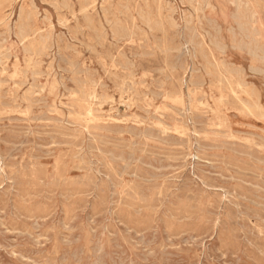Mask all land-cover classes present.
I'll use <instances>...</instances> for the list:
<instances>
[{"label":"rangeland","instance_id":"obj_1","mask_svg":"<svg viewBox=\"0 0 264 264\" xmlns=\"http://www.w3.org/2000/svg\"><path fill=\"white\" fill-rule=\"evenodd\" d=\"M30 1L0 0V264H264V0Z\"/></svg>","mask_w":264,"mask_h":264},{"label":"bare ground","instance_id":"obj_2","mask_svg":"<svg viewBox=\"0 0 264 264\" xmlns=\"http://www.w3.org/2000/svg\"><path fill=\"white\" fill-rule=\"evenodd\" d=\"M32 1V0H31ZM30 1V2H31ZM70 1V0H69ZM84 1V0H83ZM94 1V0H93ZM125 1V0H124ZM133 1V0H132ZM143 1V0H142ZM161 1V0H160ZM164 1V0H163ZM176 1V0H175ZM185 1V0H184ZM257 1V0H256ZM48 2H50V1H48ZM61 2V1H60ZM67 2V1H66ZM90 2V1H89ZM110 2V1H109ZM119 2V1H118ZM144 2V1H143ZM148 2V1H147ZM162 2V1H161ZM186 2V1H185ZM184 2V3H185ZM194 2V1H193ZM239 2H241V1H239ZM84 3V2H83ZM91 3H92V1H91ZM106 3V2H105ZM120 3V2H119ZM130 3V2H129ZM135 3V2H134ZM138 3V2H137ZM153 3H155V2H153ZM199 3H201V1L199 2ZM236 3H237V1H236ZM46 4V3H45ZM90 4V3H89ZM99 4V3H98ZM108 4V3H107ZM114 4H116V3H114ZM177 4V3H176ZM192 4H194V3H192ZM234 4V3H233ZM245 4V3H244ZM73 5V4H72ZM84 5V4H83ZM96 5V4H95ZM140 5V4H139ZM139 5H138V7H139ZM196 5V4H195ZM202 5V4H201ZM240 5H241V3H240ZM104 6V5H103ZM117 6V5H116ZM115 6V7H116ZM137 6V5H136ZM141 6V5H140ZM145 6V5H144ZM157 6V5H156ZM162 6H163V4H162ZM174 6V5H173ZM248 6V5H247ZM81 7H83V6H81ZM114 7V6H113ZM119 7V6H118ZM127 7H128V5H127ZM132 7V6H131ZM176 7V6H175ZM244 7V6H243ZM20 8V7H19ZM32 8V7H31ZM136 8V7H135ZM148 8V7H147ZM155 8H157V7H155ZM165 8V7H164ZM202 8V7H201ZM22 9V8H21ZM79 9V8H78ZM84 11H86L87 9H88V5L87 6H84L83 8H82ZM91 9V8H90ZM108 9V8H107ZM122 9V8H121ZM190 9V8H189ZM235 9H236V6H235ZM239 9V8H238ZM244 9H246V8H244ZM64 10V9H63ZM95 10V9H94ZM98 10V9H97ZM116 10H117V8H116ZM123 10V9H122ZM137 10V9H136ZM135 10V11H136ZM138 10H139V8H138ZM247 10H248V8H247ZM25 10H23V12H24ZM32 11V10H31ZM35 11V10H34ZM37 11L38 10H36V13H37ZM66 11V10H65ZM80 11H82V10H80ZM84 11H83V13H84ZM115 11V10H114ZM130 11V10H129ZM156 11V10H155ZM241 11V10H240ZM22 12V11H21ZM29 12V11H28ZM48 12V11H47ZM54 12H55V10H54ZM117 12V11H116ZM123 12V11H122ZM150 12V11H149ZM157 12V11H156ZM188 12V11H187ZM249 12H251V11H249ZM27 13V12H26ZM33 13V12H32ZM58 13H60L61 14V12H58ZM64 13V12H63ZM118 13V12H117ZM152 13V12H151ZM31 14V13H30ZM34 14V13H33ZM38 14V13H37ZM69 14V13H68ZM96 14V13H95ZM116 14V13H115ZM156 14V13H155ZM186 14V13H185ZM237 14V13H236ZM256 14V13H255ZM24 15V14H23ZM91 15V14H90ZM104 15H105V13H104ZM234 15V14H233ZM238 15H239V12H238ZM238 15H236V16H238ZM250 15V14H249ZM252 15V14H251ZM12 16V15H11ZM57 16V15H56ZM73 16V15H72ZM122 16V15H121ZM151 16V15H150ZM243 16V15H242ZM246 16V15H245ZM248 16V15H247ZM246 16V17H247ZM42 17V16H41ZM113 17V16H112ZM133 17V16H132ZM164 17V16H163ZM162 17V18H163ZM249 17H251V16H249ZM24 18V17H23ZM26 18V17H25ZM31 18V17H30ZM60 18V17H59ZM83 18V17H82ZM103 18V17H102ZM114 18V17H113ZM118 18V17H117ZM127 18V17H126ZM196 18V17H195ZM206 18V17H205ZM244 18V17H243ZM242 18V19H243ZM58 19V18H57ZM129 19V21H130V18H128ZM153 19V18H152ZM177 19V18H176ZM194 19V18H193ZM197 19V18H196ZM234 19H235V17H234ZM241 19V18H240ZM246 19H248V18H246ZM251 19V18H250ZM7 20V19H6ZM96 20V19H95ZM116 20V19H115ZM140 20V19H139ZM165 20V19H164ZM181 20V19H180ZM202 20V19H201ZM253 20H255L254 19V17H253ZM252 20V21H253ZM23 21H24V19H23ZM152 21V20H151ZM4 22V21H3ZM19 22V21H18ZM60 22V21H59ZM124 22V21H123ZM171 22V21H170ZM197 22V21H196ZM24 23V22H23ZM22 23V24H23ZM26 23H28V22H26ZM31 23H32V21H31ZM58 23V22H57ZM87 23V22H86ZM92 23V22H91ZM97 23V22H96ZM133 23H134V20H133ZM166 23V22H165ZM194 23V22H193ZM192 23V24H193ZM242 23H244V22H242ZM254 23V22H253ZM20 24V23H19ZM49 24H51V23H49ZM61 24V23H60ZM110 24V23H109ZM123 24V23H122ZM127 24V23H126ZM141 24V23H140ZM152 24V23H151ZM168 24V23H167ZM250 24V23H249ZM18 25V24H17ZM72 25V24H71ZM93 25V24H92ZM108 25V24H107ZM128 25V24H127ZM150 25V24H149ZM243 25V24H242ZM24 26V25H23ZM53 26V25H52ZM80 26V25H79ZM192 26V25H191ZM15 27V26H14ZM29 27V26H28ZM28 27H27V29H28ZM68 27V26H67ZM84 27V26H83ZM92 27V26H91ZM129 27V26H128ZM203 27V26H202ZM231 27V26H230ZM246 27V26H245ZM23 28H25V26L23 27ZM76 28V27H75ZM85 28H86V26H85ZM165 28V27H164ZM109 29V28H108ZM127 29H129V28H127ZM209 29V28H208ZM230 29V28H229ZM244 29V28H243ZM39 30V29H38ZM37 30V31H38ZM42 30V29H41ZM50 30V29H49ZM53 30V29H52ZM82 30H84V29H82ZM111 30V29H110ZM135 30V29H134ZM245 30V29H244ZM248 30V29H247ZM253 30H255V28L253 29ZM11 31V30H10ZM25 31H26V29H25ZM33 31V30H32ZM37 31H35V32H37ZM43 32H44V30H42ZM68 31V30H67ZM75 31V30H74ZM90 31V30H89ZM99 31V30H98ZM136 31V30H135ZM153 31V30H152ZM212 31V30H211ZM39 32V31H38ZM37 32V33H38ZM101 32H104V31H101ZM185 32V31H184ZM243 32V31H242ZM251 32H252V30H251ZM255 32V34H256V30L254 31ZM1 33V32H0ZM4 34H5V32H3ZM27 33V32H26ZM52 33V32H51ZM69 33V32H68ZM93 33V32H92ZM107 33V32H106ZM105 33V34H106ZM141 33V32H140ZM205 33V32H204ZM213 33V32H212ZM211 33V34H212ZM238 33V32H237ZM250 33V32H249ZM49 34V33H48ZM98 34V33H97ZM149 34H151V32L149 33ZM259 33H257L256 35H258ZM52 35V34H51ZM70 35V34H69ZM108 35V34H107ZM153 35V34H152ZM172 35V34H171ZM245 35V34H244ZM2 36V35H1ZM9 36V35H8ZM19 36V35H18ZM137 36V35H136ZM155 36V35H154ZM242 36V35H241ZM30 37H32V36H30ZM39 37V36H38ZM45 37V36H44ZM57 37V36H56ZM65 37V36H64ZM71 37V36H70ZM108 37V36H107ZM133 37V36H132ZM158 37V36H157ZM186 37V36H185ZM201 37V36H200ZM4 38V37H3ZM29 38V37H28ZM35 38V37H34ZM91 38V37H90ZM102 38V37H101ZM113 38H116V37H113ZM165 38V37H164ZM176 38V37H175ZM30 39V38H29ZM33 39V38H32ZM32 39H30V41L32 40ZM92 39V38H91ZM140 39H141V37H140ZM177 39V38H176ZM199 39V38H198ZM197 39V40H198ZM245 39V38H244ZM249 39V38H248ZM26 40V39H25ZM50 40V39H49ZM79 40V39H78ZM88 40V39H87ZM125 40V39H124ZM162 40V39H161ZM212 40V39H211ZM233 40V39H232ZM255 41H256V43H257V41L258 40H256V39H254ZM2 41V40H1ZM24 41V40H23ZM23 41H22V44H23ZM37 41V40H36ZM66 41V40H65ZM103 41V40H102ZM126 41V40H125ZM208 41V40H207ZM248 41V40H247ZM254 41V42H255ZM28 43H29V41H27ZM34 42V41H33ZM49 42V41H48ZM63 42H64V40H63ZM121 42V41H120ZM144 42V41H143ZM168 42V41H167ZM239 42V41H238ZM237 42V43H238ZM242 42V41H241ZM248 42H250V41H248ZM40 43V42H39ZM87 43V42H86ZM98 43V42H97ZM100 43V42H99ZM110 43V42H109ZM244 43V42H243ZM3 44V43H2ZM21 44V43H20ZM30 44V43H29ZM103 44V43H102ZM105 44V43H104ZM150 44V43H149ZM169 44V43H168ZM171 44V43H170ZM184 44V43H183ZM227 44V43H226ZM250 44H251V42H250ZM254 44V43H253ZM259 44V43H258ZM36 45V44H35ZM41 45H42V43H41ZM57 45H58V43H57ZM75 45V44H74ZM81 44H79V46H80ZM84 45V44H83ZM82 45V46H83ZM90 45V44H89ZM109 45V44H108ZM148 45V44H147ZM155 45V44H154ZM245 44H243V46H244ZM28 46V45H27ZM33 46V45H32ZM47 46V45H46ZM49 46V45H48ZM92 46V45H91ZM144 46V45H143ZM161 46H162V44H161ZM167 46V45H166ZM204 46V45H203ZM237 46V45H236ZM243 46H241V47H243ZM3 47V46H2ZM24 47V46H23ZM35 47V46H34ZM62 47V46H61ZM102 47V46H101ZM105 47V46H104ZM110 47V46H109ZM119 48H120V46H118ZM146 47V46H145ZM148 47V46H147ZM146 47V48H147ZM245 47V46H244ZM249 47H251V46H249ZM256 47H257V45H256ZM260 47V46H259ZM262 47V46H261ZM22 48V47H21ZM36 48H39V46L38 47H36ZM75 48V47H74ZM115 48V47H114ZM128 48V47H127ZM215 48V47H214ZM228 48V47H227ZM29 49H32V48H29ZM43 49V48H42ZM61 49V48H60ZM110 49V48H109ZM150 49V48H149ZM156 49V48H155ZM225 49V48H224ZM235 49H237V48H235ZM247 49V48H246ZM9 50V49H8ZM38 50V49H37ZM36 50V51H37ZM67 50V49H66ZM106 50V49H105ZM111 50V49H110ZM131 50V49H130ZM134 50V49H133ZM136 50V49H135ZM146 50V49H145ZM198 50V49H197ZM208 50H209V48H208ZM252 50V49H251ZM257 50V49H256ZM260 49L258 48V51H259ZM263 50V49H262ZM35 51V52H36ZM147 51V50H146ZM247 51V50H246ZM9 52V51H8ZM34 52V51H33ZM79 52V51H78ZM101 52V51H100ZM130 52H133V51H130ZM137 52V51H136ZM141 52V51H140ZM151 52V51H150ZM209 52V51H208ZM211 52V51H210ZM72 53V52H71ZM80 53V52H79ZM107 53V52H106ZM109 53V52H108ZM117 53V52H116ZM129 53V52H128ZM153 53V52H152ZM25 54V53H24ZM35 54V53H34ZM37 54V53H36ZM40 54H42V53H40ZM44 54V53H43ZM63 54V53H62ZM81 54V53H80ZM158 54H160V52L158 53ZM212 54V53H211ZM247 54V53H246ZM258 54V53H257ZM263 54V53H262ZM5 55V54H4ZM11 55V54H10ZM30 55H31V53H30ZM75 55V54H74ZM155 55H156V53H155ZM154 55V56H155ZM161 55V54H160ZM170 55V54H169ZM175 55V54H174ZM196 55V54H195ZM13 56V55H12ZM28 56H29V54H28ZM65 56V55H64ZM79 56V55H78ZM117 56V55H116ZM120 56V55H119ZM252 56V55H251ZM259 56V55H258ZM262 56V55H261ZM2 57V56H1ZM25 57V56H24ZM23 57V58H24ZM36 57V56H35ZM147 57V56H146ZM151 57V56H150ZM160 57V56H159ZM164 57V56H163ZM162 57V58H163ZM4 58H6V57H4ZM73 58V57H72ZM119 58V57H118ZM142 58V57H141ZM16 59V58H15ZM36 59V58H35ZM83 59V58H82ZM209 59V58H208ZM5 60V59H4ZM26 60V59H25ZM50 60V59H49ZM73 60V59H72ZM98 60V59H97ZM122 60V59H121ZM170 60V59H169ZM38 61V60H37ZM40 61V60H39ZM42 61V60H41ZM44 61V60H43ZM77 61H80V60H77ZM123 61V60H122ZM132 61V60H131ZM134 61V60H133ZM148 61V60H147ZM204 61V60H203ZM248 61V60H247ZM140 62V61H139ZM222 62V61H221ZM220 62V63H221ZM262 62V61H261ZM1 63H2V61H1ZM46 63V62H45ZM97 63H99V62H97ZM109 63V62H108ZM122 63V62H121ZM124 63V62H123ZM162 63V62H161ZM164 63V62H163ZM189 63V62H188ZM199 63H201V62H199ZM225 63V62H224ZM259 63V62H258ZM2 64H4V63H2ZM6 64V63H5ZM81 64V63H80ZM26 65H27V63H26ZM59 65V64H58ZM139 65V64H138ZM190 65V64H189ZM206 65V64H205ZM219 65V64H218ZM263 65V64H262ZM60 66V65H59ZM200 66V65H199ZM32 67V66H31ZM38 67V66H37ZM80 67V66H79ZM82 67V66H81ZM154 67V66H153ZM219 67V66H218ZM228 67V66H227ZM39 68V67H38ZM50 68V67H49ZM110 68H112V67H110ZM136 68V67H135ZM137 68H139V67H137ZM155 68V67H154ZM207 68V67H206ZM230 68H232V66L230 67ZM259 68V67H258ZM30 69V68H29ZM36 69V68H35ZM47 69V68H46ZM51 69V68H50ZM85 69V68H84ZM91 69V68H90ZM105 69V68H104ZM189 69V68H188ZM202 69V68H201ZM200 69V70H201ZM238 69V68H237ZM240 69V68H239ZM247 69V68H246ZM22 70V69H21ZM24 70V69H23ZM26 70V69H25ZM37 70V69H36ZM42 70V69H41ZM133 70V69H132ZM135 70V69H134ZM223 70V69H222ZM221 70V71H222ZM231 70V69H230ZM43 71V70H42ZM109 71V70H108ZM118 71V70H117ZM210 71H212V69L210 70ZM220 71V70H219ZM233 71V70H232ZM237 71V70H236ZM239 71V70H238ZM44 72V71H43ZM54 72V71H53ZM129 72V71H128ZM146 72H147V70H146ZM189 72V71H188ZM207 72H208V70H207ZM230 72V71H229ZM234 72H235V69H234ZM2 73V72H1ZM28 73V72H27ZM26 73V74H27ZM63 73V72H62ZM123 73V72H122ZM240 73V72H239ZM15 74V73H14ZM13 74V75H14ZM25 74V75H26ZM46 74V73H45ZM53 74V73H52ZM58 74V73H57ZM94 74V73H93ZM120 74V73H119ZM168 74V73H167ZM197 74V73H196ZM200 74V73H199ZM238 74V73H237ZM242 74H243V72H242ZM23 75V74H22ZM21 75V76H22ZM89 75H90V73H89ZM122 75V74H121ZM177 75V74H176ZM191 75H193V74H191ZM214 75V74H213ZM7 76V75H6ZM20 76V77H21ZM40 76V75H39ZM69 76H71V75H69ZM168 76V75H167ZM237 76V75H236ZM240 76V75H239ZM246 76V75H245ZM255 76V75H254ZM1 77V76H0ZM27 77V76H26ZM49 77V76H48ZM47 77V78H48ZM72 77V76H71ZM83 77V76H82ZM107 77V76H106ZM133 77H134V75H133ZM171 77V76H170ZM179 77V76H178ZM177 77V78H178ZM185 77V76H184ZM194 77V76H193ZM233 77V76H232ZM238 77V76H237ZM248 77V76H247ZM253 77V76H252ZM85 78V77H84ZM113 78V77H112ZM156 78V77H155ZM158 78V77H157ZM172 78H174V77H172ZM258 78V77H257ZM9 79V78H8ZM87 79V78H86ZM91 79V78H90ZM108 79H110V77H108ZM159 79V78H158ZM175 79V78H174ZM239 79H240V77H239ZM4 80H6V79H4ZM23 80V79H22ZM84 80V79H83ZM154 80V79H153ZM215 80V79H214ZM231 80V79H230ZM86 81V80H85ZM102 81V80H101ZM110 81H111V79H110ZM113 81V80H112ZM185 81V80H184ZM229 81V80H228ZM18 82V81H17ZM30 82V81H29ZM56 82H57V80H56ZM98 82V81H97ZM114 82V81H113ZM121 82V81H120ZM119 82V83H120ZM126 82V81H125ZM127 82H129V81H127ZM176 82V81H175ZM242 82V81H241ZM37 83V82H36ZM63 83V82H62ZM104 83V82H103ZM115 83V82H114ZM147 83V82H146ZM184 83V82H183ZM218 83V82H217ZM252 83V82H251ZM73 84V83H72ZM75 84V83H74ZM73 84V85H74ZM89 84V83H88ZM107 84V83H106ZM125 84V83H124ZM136 84H137V82H136ZM168 84V83H167ZM180 84V83H179ZM189 84V83H188ZM231 84V83H230ZM234 84V83H233ZM245 84V83H244ZM3 85V84H2ZM87 85V84H86ZM109 85V84H108ZM142 85V84H141ZM140 85V86H141ZM171 84H169V86H170ZM39 86V85H38ZM78 86V85H77ZM83 86V85H82ZM93 86V85H92ZM99 86V85H98ZM97 86V87H98ZM151 86V85H150ZM175 86V85H174ZM199 86V85H198ZM212 86V85H211ZM231 86H234V85H231ZM238 86V85H237ZM242 86V85H241ZM244 86V85H243ZM242 86V87H243ZM4 87V86H3ZM15 87V86H14ZM22 87V86H21ZM44 87V86H43ZM60 87V86H59ZM85 87V86H84ZM114 87V86H113ZM171 87V86H170ZM214 87V86H213ZM223 87H224V85H223ZM226 87V86H225ZM236 87V86H235ZM2 88V87H1ZM39 88V87H38ZM74 88V87H73ZM78 88V87H77ZM136 88V87H135ZM134 88V89H135ZM166 88V87H165ZM164 88V89H165ZM222 88V87H221ZM233 88V87H232ZM18 89V88H17ZM35 89V88H34ZM96 89V88H95ZM155 89V88H154ZM174 89H175V87H174ZM225 89V88H224ZM15 90V89H14ZM31 90V89H30ZM40 90V89H39ZM77 90V89H76ZM102 90V89H101ZM100 90V91H101ZM108 90H109V88H108ZM148 90V89H147ZM153 90V89H152ZM161 89H159V91H160ZM184 90H185V88H184ZM233 90V89H232ZM81 91V90H80ZM83 91V90H82ZM95 91V90H94ZM117 91V90H116ZM136 91V90H135ZM138 91V90H137ZM162 91V90H161ZM166 91V90H165ZM176 91H177V89H176ZM180 91V90H179ZM196 91V90H195ZM241 91V90H240ZM258 91H260L259 89H258ZM70 92V91H69ZM87 92V91H86ZM86 92H84V93H86ZM92 92V91H91ZM163 92V91H162ZM232 92V91H231ZM38 93V92H37ZM96 93H98V92H96ZM103 93V92H102ZM210 93V92H209ZM243 93V92H242ZM247 93V92H246ZM245 93V94H246ZM60 94V93H59ZM68 94V93H67ZM66 94V95H67ZM71 94V93H70ZM104 94V93H103ZM108 94V93H107ZM192 94V93H191ZM191 94H190V96H191ZM234 94V93H233ZM25 95V94H24ZM34 95V94H33ZM32 95V96H33ZM65 95V96H66ZM127 95V94H126ZM174 95V94H173ZM180 95H181V93H180ZM183 95V94H182ZM221 95V94H220ZM235 95V94H234ZM260 95V94H259ZM68 96V95H67ZM73 96V95H72ZM165 96V95H164ZM201 96V95H200ZM236 96V95H235ZM61 97H63V95L61 96ZM79 97H80V95H79ZM97 97V96H96ZM118 97V96H117ZM153 97V96H152ZM181 97H183V96H181ZM199 97V96H198ZM257 98H258V96H256ZM69 98V97H68ZM86 98V97H85ZM108 98H111V97H108ZM161 98H162V96H161ZM166 98V97H165ZM186 98V97H185ZM192 98V97H191ZM210 98V97H209ZM6 99V98H5ZM90 99H92V98H90ZM97 99V98H96ZM98 99H100V98H98ZM114 99V98H113ZM131 99V98H130ZM145 99V98H144ZM171 99V98H170ZM175 99V98H174ZM220 99H222V98H220ZM219 99V100H220ZM231 99H233V98H231ZM9 100V99H8ZM17 100V99H16ZM20 100V99H19ZM76 100V99H75ZM82 100V99H81ZM95 100V99H94ZM137 100V99H136ZM141 100V99H140ZM223 100V99H222ZM221 100V101H222ZM225 100V99H224ZM227 100V99H226ZM234 100V99H233ZM242 100V99H241ZM14 101V100H13ZM33 101V100H32ZM97 101V100H96ZM112 101V100H111ZM133 101V100H132ZM150 101V100H149ZM182 101V100H181ZM259 101V100H258ZM4 102V101H3ZM18 102V101H17ZM90 102V101H89ZM92 102H94V101H92ZM98 102V101H97ZM186 102V101H185ZM202 102V101H201ZM232 102V101H231ZM236 102V101H235ZM10 103V102H9ZM41 103V102H40ZM55 103V102H54ZM123 103H126V102H123ZM128 103V102H127ZM129 103H131V102H129ZM139 103V102H138ZM150 103V102H149ZM158 103H159V101H158ZM160 103H161V101H160ZM38 104V103H37ZM64 104V103H63ZM107 104V103H106ZM111 104V103H110ZM144 104V103H143ZM147 104V103H146ZM205 104V103H204ZM203 104V105H204ZM220 104H221V102H220ZM230 104V103H229ZM233 104V103H232ZM235 104V103H234ZM256 104V103H255ZM254 104V105H255ZM11 105H12V103H11ZM14 105V104H13ZM35 105V104H34ZM44 105H46V104H44ZM119 105V104H118ZM120 105H122V104H120ZM231 105V104H230ZM230 105H229V107H230ZM237 105V104H236ZM257 105V104H256ZM25 106V105H24ZM54 106V105H53ZM71 106H74V105H71ZM70 106V107H71ZM123 106V105H122ZM131 106V105H130ZM133 106V105H132ZM135 106V105H134ZM143 106H145V105H143ZM149 106V105H148ZM148 106H146L147 108H148ZM184 106V105H183ZM199 106H201V105H199ZM226 106V105H225ZM248 106V105H247ZM246 106V107H247ZM251 106V105H250ZM249 106V107H250ZM8 107V106H7ZM37 107V106H36ZM48 107V106H47ZM64 107V106H63ZM94 107V106H93ZM114 107V106H113ZM124 107H125V105H124ZM190 107V106H189ZM206 107V106H205ZM260 107V106H259ZM102 108V107H101ZM180 108V107H179ZM194 108V107H193ZM197 108V107H196ZM240 108V107H239ZM255 108V107H254ZM9 109V108H8ZM74 109V108H73ZM91 109V108H90ZM97 109H98V107H97ZM158 109V108H157ZM173 109V108H172ZM184 109V108H183ZM200 109V108H199ZM203 109V108H202ZM204 109H206V108H204ZM209 109V108H208ZM53 110V109H52ZM84 111H85V109H83ZM160 110H162V109H160ZM174 110V109H173ZM258 110V109H257ZM26 111V110H25ZM29 111V110H28ZM44 111V110H43ZM61 111V110H60ZM63 111V110H62ZM87 111V110H86ZM85 111V112H86ZM89 111V110H88ZM119 111V110H118ZM140 111V110H139ZM206 111V110H205ZM214 111V110H213ZM227 111V110H226ZM241 111V110H240ZM153 112H154V110H153ZM155 112H156V110H155ZM161 112V111H160ZM198 112V111H197ZM256 112V111H255ZM264 112V111H263ZM29 113V112H28ZM27 113V114H28ZM95 113V112H94ZM93 113V114H94ZM128 113V112H127ZM204 113V112H203ZM202 113V114H203ZM24 114V113H23ZM49 114V113H48ZM83 114V113H82ZM87 114V113H86ZM95 114H97V113H95ZM99 114V113H98ZM107 114H109V113H107ZM120 114V113H119ZM145 114V113H144ZM194 114V113H193ZM230 114H232V113H230ZM250 114V113H249ZM256 114H257V112H256ZM263 114V113H262ZM261 114V115H262ZM112 115H113V113H112ZM116 115V114H115ZM130 115H132V114H130ZM196 115V114H195ZM260 115V114H259ZM258 115V116H259ZM29 116V115H28ZM33 116V115H32ZM40 116V115H39ZM160 116V115H159ZM232 116V115H231ZM253 116V115H252ZM18 117V116H17ZM58 117V116H57ZM81 117V116H80ZM106 117V116H105ZM116 117V116H115ZM31 118V117H30ZM61 118V117H60ZM86 118V117H85ZM84 118V119H85ZM122 118V117H121ZM176 118V117H175ZM22 119H24V118H22ZM109 119H111V118H109ZM136 119V118H135ZM164 119H166V118H164ZM207 119V118H206ZM115 120V119H114ZM117 120V119H116ZM153 120V119H152ZM184 120V119H183ZM214 120V119H213ZM20 121V120H19ZM23 121V120H22ZM30 121V120H29ZM96 121V120H95ZM103 121V120H102ZM211 121V120H210ZM91 122H92V120H91ZM123 122H124V120H123ZM166 122V121H165ZM175 122V121H174ZM62 123H63V121H62ZM79 123V122H78ZM99 123V122H98ZM103 123V122H102ZM110 123V122H109ZM218 123V122H217ZM77 124V123H76ZM104 124V123H103ZM114 124V123H113ZM122 124V123H121ZM132 124V123H131ZM144 124V123H143ZM160 124H161V122H160ZM210 124V123H209ZM4 125V124H3ZM7 125V124H6ZM85 125V124H84ZM84 125H82V126H84ZM109 125V124H108ZM116 125V124H115ZM134 126H135V124H133ZM138 125H139V123H138ZM28 126H30V125H28ZM40 126V125H39ZM76 126V125H75ZM118 126H121V125H118ZM156 126V125H155ZM182 126H184V125H182ZM57 127V126H56ZM123 127H125L124 125H123ZM144 127V126H143ZM152 127H153V125H152ZM157 127V126H156ZM162 127V126H161ZM165 127V126H164ZM203 127H204V125H203ZM65 128V127H64ZM74 128V127H73ZM137 128H138V126H137ZM1 129V128H0ZM9 129V128H8ZM32 129V128H31ZM144 129V128H143ZM162 129V128H161ZM218 129V128H217ZM5 130V129H4ZM172 130V129H171ZM175 130H177V129H175ZM175 130H174V132H175ZM179 130V129H178ZM192 130V129H191ZM213 130V129H212ZM35 131V130H34ZM54 131V130H53ZM56 131V130H55ZM96 131V130H95ZM173 131V130H172ZM223 131V130H222ZM18 132V131H17ZM20 132V131H19ZM40 132V131H39ZM57 132H60V131H57ZM62 132V131H61ZM61 132H60V134H61ZM85 132V131H84ZM174 132H171V133H174ZM200 132V131H199ZM204 132V131H203ZM233 132V131H232ZM251 132V131H250ZM3 133V132H2ZM75 133V132H74ZM176 133V132H175ZM227 133V132H226ZM33 134V133H32ZM99 134V133H98ZM177 134H179V133H177ZM216 134H218V133H216ZM216 134H214V135H216ZM15 135V134H14ZM40 135V134H39ZM38 135V136H39ZM67 135H69V134H67ZM101 135V134H100ZM105 135V134H104ZM176 135V134H175ZM182 135H183V130H182ZM186 135V134H185ZM208 135H210V134H208ZM31 136V135H30ZM42 136V135H41ZM73 136H75V135H73ZM84 136V135H83ZM91 136V135H90ZM184 136V135H183ZM187 136V135H186ZM217 136H219V135H217ZM221 136V135H220ZM227 136V135H226ZM230 136H232V135H230ZM261 136V135H260ZM10 137V136H9ZM81 137V136H80ZM225 137V136H224ZM5 138V137H4ZM87 138V137H86ZM100 138V137H99ZM116 138V137H115ZM142 138V137H141ZM226 138V137H225ZM259 138V137H258ZM106 139V138H105ZM190 139V138H189ZM204 139V138H203ZM8 140H10V139H8ZM63 140V139H62ZM75 140V139H74ZM78 140V139H77ZM82 140V139H81ZM100 140V139H99ZM122 140H124V139H122ZM140 140V139H139ZM232 140H233V138H232ZM231 140V141H232ZM247 140H249V139H247ZM6 141V140H5ZM130 141V140H129ZM159 141V140H158ZM210 141H213V140H210ZM258 141V140H257ZM14 142V141H13ZM65 142V141H64ZM73 142V141H72ZM86 142V141H85ZM93 142V141H92ZM104 142V141H103ZM157 142V141H156ZM217 142H219V141H217ZM71 143V142H70ZM106 143V142H105ZM143 143V142H142ZM212 143V142H211ZM249 143V142H248ZM86 144V143H85ZM174 144V143H173ZM255 144V143H254ZM253 145V144H252ZM59 146V145H58ZM69 146V145H68ZM103 146V145H102ZM223 146H225V145H223ZM114 147V146H113ZM131 147V146H130ZM158 147V146H157ZM8 148V147H7ZM73 148V147H72ZM86 148V147H85ZM107 148V147H106ZM109 148V147H108ZM114 149V148H113ZM116 149V148H115ZM34 150V149H33ZM178 150V149H177ZM31 151V150H30ZM68 151V150H67ZM76 151V150H75ZM74 151V152H75ZM117 151V150H116ZM160 151H162V150H160ZM188 152V151H187ZM69 154H71V153H69ZM75 154V153H74ZM78 154V153H77ZM87 154V153H86ZM197 154V153H196ZM235 154V153H234ZM29 155V154H28ZM186 155V154H185ZM199 155V154H198ZM198 155H197V157H198ZM262 155V154H261ZM2 156V155H1ZM23 156V155H22ZM21 156V157H22ZM102 156H103V154H102ZM219 156V155H218ZM258 156H259V154H258ZM52 157V156H51ZM65 157V156H64ZM108 157V156H107ZM6 158V157H5ZM18 158V157H17ZM78 158V157H77ZM196 158V157H195ZM40 159V158H39ZM5 160V159H4ZM8 160V159H7ZM6 160V161H7ZM37 160V159H36ZM81 160V159H80ZM232 160V159H231ZM236 160V159H235ZM28 161H29V159H28ZM34 161V160H33ZM87 161V160H86ZM21 162V161H20ZM108 162V161H107ZM248 162V161H247ZM113 163V162H112ZM188 163V162H187ZM202 163V162H201ZM219 163H221V162H219ZM7 164V163H6ZM12 164V163H11ZM23 164V163H22ZM21 164V165H22ZM27 164H29V163H27ZM36 164V163H35ZM99 164V163H98ZM44 165H47V164H44ZM136 165V164H135ZM134 165V166H135ZM138 165V164H137ZM157 165V164H156ZM256 165V164H255ZM12 166V165H11ZM63 166V165H62ZM100 166V165H99ZM111 166V165H110ZM116 166V165H115ZM39 167V166H38ZM41 167V166H40ZM77 167V166H76ZM79 167V166H78ZM94 167V166H93ZM107 167V166H106ZM114 167V166H113ZM144 167V166H143ZM200 167V166H199ZM3 168V167H2ZM2 168H0L1 170H2ZM7 168V167H6ZM31 168H34V167H31ZM72 168V167H71ZM258 168V167H257ZM16 169V168H15ZM76 169V168H75ZM79 169V168H78ZM145 169V168H144ZM260 169H262V168H260ZM8 170V169H7ZM11 170V169H10ZM86 170V169H85ZM107 170V169H106ZM121 170V169H120ZM137 170V169H136ZM257 170V169H256ZM255 170V171H256ZM83 171V170H82ZM128 171H129V169H128ZM184 171V170H183ZM225 171H226V169H225ZM12 172V171H11ZM27 172V171H26ZM29 172V171H28ZM39 172V171H38ZM75 172V171H74ZM192 172V171H191ZM198 172V171H197ZM239 172V171H238ZM244 172V171H243ZM8 173V172H7ZM10 173V172H9ZM87 173H88V171H87ZM137 173V172H136ZM252 173V172H251ZM50 174V173H49ZM139 174V173H138ZM245 174V173H244ZM254 174H255V172H254ZM9 175V174H8ZM10 175H11V173H10ZM141 175V174H140ZM147 175V174H146ZM146 175H145V177H146ZM204 175V174H203ZM21 176V175H20ZM78 176V175H77ZM88 176V175H87ZM5 177V176H4ZM10 177V176H9ZM64 177V176H63ZM74 177V176H73ZM80 177V176H79ZM203 177V176H202ZM250 177V176H249ZM3 178V177H2ZM15 178V177H14ZM18 178H20L19 176H18ZM29 178V177H28ZM78 178V177H77ZM127 178V177H126ZM252 178V177H251ZM36 179V178H35ZM42 179V178H41ZM62 179V178H61ZM70 179H72V178H70ZM76 179V178H75ZM94 179V178H93ZM97 179V178H96ZM133 179V178H132ZM263 179V178H262ZM68 180V179H67ZM74 180V179H73ZM84 180V179H83ZM88 180H90V179H88ZM95 180V179H94ZM186 180V179H185ZM36 181H38V180H36ZM82 181V180H81ZM112 181H113V179H112ZM156 181V180H155ZM86 182H88V181H86ZM128 182V181H127ZM73 183V182H72ZM115 183V182H114ZM166 183V182H165ZM24 184V183H23ZM26 184V183H25ZM91 184V183H90ZM135 184V183H134ZM139 184V183H138ZM162 184H163V182H162ZM233 184V183H232ZM241 184V183H240ZM29 185V184H28ZM35 185V184H34ZM37 185H39V184H37ZM55 185V184H54ZM64 185V184H63ZM83 185V184H82ZM85 185V184H84ZM121 185V184H120ZM133 185V184H132ZM137 185V184H136ZM158 185V184H157ZM3 186V185H2ZM86 186V185H85ZM128 186V185H127ZM140 185H138V187H139ZM155 186V185H154ZM261 186V185H260ZM1 187V186H0ZM22 187V186H21ZM130 187V186H129ZM174 187H175V185H174ZM184 187V186H183ZM128 188V187H127ZM133 188V187H132ZM135 188V187H134ZM192 188V187H191ZM237 188V187H236ZM57 189V188H56ZM121 189V188H120ZM119 189V190H120ZM186 189V188H185ZM204 189H206V188H204ZM92 190V189H91ZM133 190V189H132ZM153 190V189H152ZM161 190H163V189H161ZM181 190H182V188H181ZM197 190V189H196ZM252 190V189H251ZM18 191V190H17ZM16 191V192H17ZM70 191V190H69ZM68 191V192H69ZM75 191V190H74ZM137 191V190H136ZM146 191V190H145ZM246 191V190H245ZM22 192V191H21ZM57 192V191H56ZM95 192V191H94ZM163 192V191H162ZM165 192V191H164ZM175 192V191H174ZM197 192V191H196ZM54 193V192H53ZM138 193V192H137ZM161 193V192H160ZM159 193V194H160ZM178 193V192H177ZM246 193V192H245ZM46 194V193H45ZM146 194H147V192H146ZM157 194H158V192H157ZM179 194V193H178ZM203 194V193H202ZM212 194V193H211ZM40 195V194H39ZM57 195V194H56ZM66 195V194H65ZM67 195H69V194H67ZM162 195V194H161ZM176 195V194H175ZM189 196H190V194H188ZM50 196V195H49ZM64 196V195H63ZM119 196V195H118ZM117 196V197H118ZM182 196H184L183 194H182ZM18 197V196H17ZM73 197V196H72ZM188 197V196H187ZM220 197V196H219ZM219 197H218V199H219ZM4 198V197H3ZM30 198H32V197H30ZM34 198H36V197H34ZM34 198H32V199H34ZM100 198V197H99ZM150 198V197H149ZM193 198V197H192ZM32 199H30V200H32ZM60 199V198H59ZM71 199V198H70ZM98 199V198H97ZM116 199V198H115ZM119 199V198H118ZM122 199V198H121ZM5 200H7V199H5ZM21 200V199H20ZM64 200V199H63ZM96 200V199H95ZM124 200V199H123ZM188 200V199H187ZM65 201V200H64ZM70 201V200H69ZM125 201H126V199H125ZM140 201V200H139ZM190 201V200H189ZM6 202V201H5ZM101 202H102V200H101ZM118 202V201H117ZM146 202V201H145ZM149 202V201H148ZM153 202V201H152ZM156 202V201H155ZM20 203H23V202H20ZM100 203V202H99ZM124 203V202H123ZM177 203V202H176ZM38 204V203H37ZM56 204V203H55ZM73 204V203H72ZM125 204V203H124ZM187 204H188V201H187ZM61 205H62V203H61ZM103 205V204H102ZM118 205V204H117ZM159 205H160V203H159ZM41 206V205H40ZM57 206V205H56ZM95 206V205H94ZM128 206V205H127ZM24 207V206H23ZM31 207V206H30ZM62 207V206H61ZM155 207H157V206H155ZM17 208V207H16ZM38 208V207H37ZM133 208V207H132ZM144 208V207H143ZM146 208V207H145ZM197 208V207H196ZM198 208H199V205H198ZM206 208V207H205ZM204 208V209H205ZM117 209V208H116ZM116 209H115V211H116ZM134 209V208H133ZM202 209V208H201ZM146 210V209H145ZM152 210V209H151ZM156 210V209H155ZM29 211V210H28ZM42 211V210H41ZM153 211V210H152ZM176 211V210H175ZM199 211V210H198ZM27 212V211H26ZM119 212V211H118ZM154 212V211H153ZM205 212V211H204ZM227 212V211H226ZM257 212V211H256ZM261 212V211H260ZM72 213H74V212H72ZM134 213V212H133ZM141 213V212H140ZM152 213V212H151ZM157 213V212H156ZM171 213V212H170ZM224 213V212H223ZM264 213V212H263ZM258 214V213H257ZM32 215V214H31ZM117 215V214H116ZM132 215V214H131ZM138 215V214H137ZM224 215V214H223ZM18 216V215H17ZM199 216V215H198ZM8 217H10V216H8ZM31 217H33V216H31ZM121 217V216H120ZM178 217V216H177ZM11 218V217H10ZM166 218V217H165ZM227 218V217H226ZM171 220V219H170ZM10 221H12V220H10ZM14 221V220H13ZM139 221V220H138ZM146 221H148V220H146ZM150 221V220H149ZM163 221V220H162ZM256 221H258V220H256ZM38 222V221H37ZM182 222V221H181ZM201 221L199 220V223H200ZM251 222V221H250ZM253 222V221H252ZM20 223V222H19ZM46 223H47V221H46ZM45 223V224H46ZM12 224V223H11ZM25 224V223H24ZM23 224V225H24ZM75 224V223H74ZM81 224V223H80ZM164 224V223H163ZM230 224V223H229ZM262 224V223H261ZM8 225V224H7ZM21 225V224H20ZM22 225V226H23ZM3 226V225H2ZM14 226V225H13ZM79 226V225H78ZM100 226V225H99ZM98 226V227H99ZM108 226V225H107ZM261 226V225H260ZM263 226V225H262ZM45 227V226H44ZM48 227V226H47ZM58 227V226H57ZM152 227V226H151ZM151 227H148V228H151ZM219 227V226H218ZM11 228V227H10ZM225 228H227V227H225ZM229 228V227H228ZM260 228H262V227H260ZM13 229H14V227H13ZM18 229H20V228H18ZM44 229H46V227L44 228ZM114 229V228H113ZM219 229V228H218ZM22 230V229H21ZM56 230V229H55ZM81 230V229H80ZM88 230V229H87ZM145 230V229H144ZM79 231V230H78ZM86 231V230H85ZM217 231H219V230H217ZM222 231V230H221ZM226 231H227V229H226ZM24 232V231H23ZM51 232V231H50ZM66 232H68V231H66ZM84 232V231H83ZM82 232V233H83ZM90 232V231H89ZM113 232V231H112ZM115 232V231H114ZM46 233H47V231H46ZM45 233V234H46ZM57 233H59V232H57ZM70 233V232H69ZM75 233V232H74ZM79 233V232H78ZM81 233V234H82ZM97 233V232H96ZM218 233V232H217ZM231 233V232H230ZM60 234V233H59ZM77 234V233H76ZM119 234V233H118ZM50 235V234H49ZM55 235H56V233H55ZM86 235V234H85ZM84 235V236H85ZM120 235V234H119ZM1 236V235H0ZM44 236V235H43ZM106 236H108V235H106ZM122 236V235H121ZM123 237V236H122ZM53 238V237H52ZM102 238V237H101ZM130 238V237H129ZM218 238V237H217ZM54 239V238H53ZM60 240V239H59ZM58 240V241H59ZM129 240V239H128ZM219 240V239H218ZM1 241V240H0ZM19 241V240H18ZM85 242V241H84ZM104 242V241H103ZM107 242V241H106ZM126 242H128V241H126ZM24 243V242H23ZM80 243H82V242H80ZM86 243V242H85ZM108 243H109V241H108ZM130 243V242H129ZM54 244V243H53ZM52 244V245H53ZM107 244V243H106ZM62 245H64V244H62ZM83 246H85L84 244H82ZM125 245V244H124ZM132 245V244H131ZM164 245V244H163ZM251 245H253V244H251ZM26 246V245H25ZM24 246V247H25ZM93 246V245H92ZM110 246V245H109ZM108 246V247H109ZM259 246V245H258ZM18 247V246H17ZM46 247V246H45ZM76 247V246H75ZM15 248V247H14ZM105 248V247H104ZM16 249V248H15ZM23 249V248H22ZM34 249V248H33ZM68 249V248H67ZM88 249V248H87ZM133 249H135V248H133ZM153 249H155V248H153ZM230 249V248H229ZM17 250V249H16ZM27 250V249H26ZM51 250V249H50ZM72 250V249H71ZM132 250V249H131ZM227 250V249H226ZM14 251V250H13ZM22 251V250H21ZM64 251H65V249H64ZM67 251V250H66ZM71 252V251H70ZM184 252V251H183ZM186 252V251H185ZM16 254V253H15ZM24 254V253H23ZM59 254V253H58ZM90 254V253H89ZM10 255V254H9ZM84 255V254H83ZM31 256V255H30ZM260 256V255H259ZM12 257V256H11ZM16 257V256H15ZM24 257V256H23ZM43 257H45V256H43ZM83 257V256H82ZM90 257H91V255H90ZM264 258V257H263ZM17 259H18V257H17ZM20 259V258H19ZM50 259V258H49ZM53 259V258H52ZM30 260H31V258H30ZM82 260H83V258H82ZM93 260V259H92ZM22 262H24V261H22ZM26 263V262H25ZM15 264V263H14ZM65 264V263H64Z\"/></svg>","mask_w":264,"mask_h":264}]
</instances>
